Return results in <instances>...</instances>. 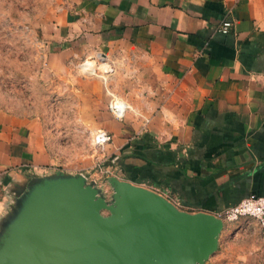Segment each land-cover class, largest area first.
Returning a JSON list of instances; mask_svg holds the SVG:
<instances>
[{
    "label": "crops",
    "instance_id": "0c3cea01",
    "mask_svg": "<svg viewBox=\"0 0 264 264\" xmlns=\"http://www.w3.org/2000/svg\"><path fill=\"white\" fill-rule=\"evenodd\" d=\"M48 9L50 68L73 77L75 64L104 56L114 70L106 91L129 106L116 121L104 86L77 82L104 101L91 116L111 136L115 177L189 212L216 215L264 195V0H53ZM41 136L38 119L0 109V224L29 175L52 163ZM205 264H264L257 222L224 221Z\"/></svg>",
    "mask_w": 264,
    "mask_h": 264
},
{
    "label": "water",
    "instance_id": "95a60500",
    "mask_svg": "<svg viewBox=\"0 0 264 264\" xmlns=\"http://www.w3.org/2000/svg\"><path fill=\"white\" fill-rule=\"evenodd\" d=\"M0 224V264H205L224 222L120 180L31 173Z\"/></svg>",
    "mask_w": 264,
    "mask_h": 264
},
{
    "label": "rangeland",
    "instance_id": "374dc122",
    "mask_svg": "<svg viewBox=\"0 0 264 264\" xmlns=\"http://www.w3.org/2000/svg\"><path fill=\"white\" fill-rule=\"evenodd\" d=\"M52 2L0 0V109L40 121L41 143L52 160L49 168L40 171L42 176L56 171L82 175L110 200L112 190L107 179L115 175L108 166L112 158L94 143L95 133L107 129L102 117L99 124L91 116L104 101L98 102L101 94L92 93L96 89L89 87L83 92L77 82L101 83L109 101L106 87L111 89L113 80L105 86L96 78L83 77L77 69L80 62L71 69L73 77L50 68L45 40L49 39L46 32H51L46 27L54 16L48 11ZM114 94L127 103L122 95ZM105 104L110 114L108 102Z\"/></svg>",
    "mask_w": 264,
    "mask_h": 264
},
{
    "label": "built area",
    "instance_id": "2783aa9c",
    "mask_svg": "<svg viewBox=\"0 0 264 264\" xmlns=\"http://www.w3.org/2000/svg\"><path fill=\"white\" fill-rule=\"evenodd\" d=\"M230 28L231 22L226 19L217 26V32L227 35ZM77 68L83 77L96 78L103 83H106L110 79L114 71L112 64L105 60L104 56L101 55L83 59L78 64ZM108 94V110L114 119L121 121L124 118L126 111L129 109V106L114 93L109 92ZM110 142L111 136L108 132L99 130L95 133L94 143L96 147L105 151L106 146L109 145ZM114 161H116V158H112L111 163ZM174 205L177 207L176 204ZM216 216L221 218L223 222H233L239 218L254 219L259 227L260 239L264 248V195H249L242 199L238 204L223 210L216 214Z\"/></svg>",
    "mask_w": 264,
    "mask_h": 264
}]
</instances>
